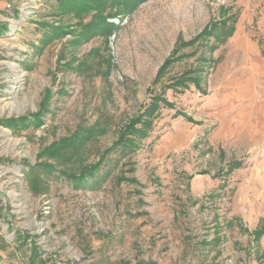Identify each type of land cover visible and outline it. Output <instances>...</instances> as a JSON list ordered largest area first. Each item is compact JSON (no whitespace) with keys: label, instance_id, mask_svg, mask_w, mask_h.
Instances as JSON below:
<instances>
[{"label":"rangeland","instance_id":"1","mask_svg":"<svg viewBox=\"0 0 264 264\" xmlns=\"http://www.w3.org/2000/svg\"><path fill=\"white\" fill-rule=\"evenodd\" d=\"M163 66L201 87L113 148ZM263 222L264 0H0V264H264Z\"/></svg>","mask_w":264,"mask_h":264},{"label":"trees","instance_id":"2","mask_svg":"<svg viewBox=\"0 0 264 264\" xmlns=\"http://www.w3.org/2000/svg\"><path fill=\"white\" fill-rule=\"evenodd\" d=\"M228 22H229L228 20L224 19L223 21L216 23L214 27H211V29L210 28L205 29L204 32L207 31L205 33L207 35L215 34L217 36L216 37L217 39H221L222 36L224 35L222 39L226 41L227 38L231 36L234 32V26H230ZM216 30H219L218 33L215 32ZM220 35H221V38H220ZM164 66L161 68V70L158 73L157 78L154 81V82L159 81V83L163 85V89H161V91L159 92H157L156 89L154 91H151V93H153L151 97V102L145 106V110L136 119L130 122L129 126L127 127L128 132L124 133L125 135L123 136L121 141H119L116 146H113V148L117 149V146H119L124 152H127V151L136 150L137 148L141 146L142 141L145 138L149 137L150 132L154 127L156 119L160 116L159 111L161 108V104L164 103L165 106H172L173 104L171 102L169 103L168 100L166 99V96H165L166 91H167L166 89H172L173 91H177V92H184L186 89L190 87L191 83H194L199 88L201 87L200 80L202 77L201 75L191 74V72L193 71L192 69H189L188 71H184L183 74H181L177 78L169 79L170 80L169 84H163L162 83L163 79L161 80H158V79H160L161 76H163L162 74L164 73V70H163ZM180 115H183L188 120L193 121V118L186 113H180ZM126 131L127 129L124 132ZM67 146H69V143H64L62 145H54L50 147L49 149H46V153L49 157L59 158L61 154L65 153ZM60 147H63V148L60 150ZM242 166H243L242 161L235 160L231 162L229 167L233 171L236 168H240ZM94 175L95 173L93 171H90V173H84L80 177H75V178L70 177V178H72L73 182H76L78 186H84L88 184L89 178L93 177ZM38 179H39V174L36 176V178H33V181L35 184H39ZM261 232H264V228L263 230H261ZM257 233H258L257 235L255 233V237L258 241L260 233L259 232Z\"/></svg>","mask_w":264,"mask_h":264},{"label":"crops","instance_id":"3","mask_svg":"<svg viewBox=\"0 0 264 264\" xmlns=\"http://www.w3.org/2000/svg\"><path fill=\"white\" fill-rule=\"evenodd\" d=\"M195 119H193V121H194ZM189 121H191V120H189ZM239 161H242L241 159L239 160Z\"/></svg>","mask_w":264,"mask_h":264}]
</instances>
